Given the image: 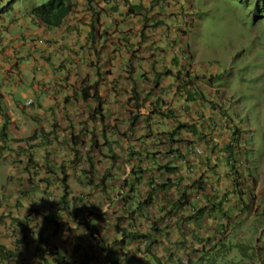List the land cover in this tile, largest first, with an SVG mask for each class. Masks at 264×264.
<instances>
[{"label":"clouds","instance_id":"1","mask_svg":"<svg viewBox=\"0 0 264 264\" xmlns=\"http://www.w3.org/2000/svg\"><path fill=\"white\" fill-rule=\"evenodd\" d=\"M6 2H10V0H6L4 6H6ZM171 2L175 9H183L186 13L183 20L178 24L173 22L175 20L170 19V23L173 24L172 32L176 27L182 29L178 34L174 33V36L179 40V46L169 51H158V47L170 44V41L175 38L173 35L167 38L166 35L157 32L159 41L154 47L147 44L149 45L148 48L139 53V57H148L150 64L154 63L156 66L159 75L169 67L182 70L183 73L180 72L181 76L191 70L195 75L201 77V82L195 88L200 89L197 91L198 93L204 92L209 101L220 98L221 86L215 88L211 83H206V80L203 81L205 77L198 72L200 65L198 66L195 63L196 56H194L188 44L196 22V19L193 21V17H195V0H173ZM190 2L191 4H189ZM77 3L81 5L83 1L80 3L77 0ZM39 6L38 0L23 1L21 6H13L9 12H7L8 9L3 10L0 6V149L9 154L7 157L16 165L19 172L17 177L18 186L11 193L10 200L4 206L5 209L0 217V224L2 225L0 227V245L12 235L14 237L24 235L27 240L24 244L26 246L24 253L34 251V241H28L30 236L33 238L36 232L42 234L45 231H50L54 225L58 224V227H63V230L59 229L57 233L64 231V235L67 234V237H64L65 239L60 242L45 243L42 246L46 247L47 264H55L54 260L56 259L61 262L60 256L65 257L63 264H109L108 259L100 251L103 243H98L96 239L100 232H104L102 237L106 238H111L110 234L112 233L117 236V215H125V211H127L124 200L115 198L118 203L114 205L111 201L106 202L100 198L93 199L94 203H98L97 207L91 208L89 204V209L85 210L86 214L83 220L86 224H89L88 230L79 229L77 223L73 222L61 208V200L54 197V194L63 193L64 180L69 191L75 195L83 190L81 187L84 178H82L83 172L78 165L79 162L74 165L75 169L69 163L64 166L65 151L61 147H56L54 151L50 145L46 148L40 146L43 145L41 143L43 140L40 133L41 128L35 125L36 121L38 125L43 122L40 124L43 126L42 129L52 131L48 118L59 112L60 104L63 102V94L68 89L67 85H71L74 81L70 78V83L66 82L65 84V77L61 75L62 71L60 72V69L66 68L70 72L69 68L72 64L70 73H77L75 67H77L79 60L76 51L79 50L83 53L87 46L85 40H81L80 31H77L76 35H70L66 33V26L63 29L52 31L40 26L37 23L38 19L33 15ZM172 6L169 8V13H177L171 11ZM78 8L80 10L81 7ZM77 17V20H79L83 15L78 14ZM69 20L73 22V16ZM137 22L138 18L130 20V23L136 25L134 31L136 33L141 28L140 23ZM69 24L74 27L73 23ZM26 30L43 32L46 36L32 43L30 40L37 39L31 36L27 40L28 31ZM119 34V32L112 34L108 41H113ZM50 36H55V39H50ZM71 38L72 40H70ZM161 39L164 43L161 42ZM76 45L78 48L75 47ZM107 45L108 50L106 52L112 57V66L105 67L107 68L106 71L112 69L115 76L118 74L126 76L128 69H124L127 61L118 59L117 56L128 58L130 55L126 52L111 54V42H108ZM27 46L34 50L27 53L19 52ZM178 55L180 56L179 66L173 65L171 63L172 59H176ZM69 60L72 63H69ZM92 60H95V58ZM73 61L76 63L73 64ZM31 65L35 66V70ZM78 68L82 71L84 63H80ZM35 73L39 74L41 78L38 79ZM175 75L171 72L170 76L161 81L162 97L166 102L164 110H168V107L171 106L172 109L180 111L177 115L181 119L191 123L196 122L201 112L205 113L206 119H209L211 111L206 109L208 105L188 101L186 89L179 87ZM154 76L157 77L158 75ZM107 82L112 83L113 81L109 77L104 83ZM127 88L130 89L131 85ZM208 89L210 90L208 91ZM27 90L29 93L26 92ZM212 93L214 94L212 95ZM155 95H159L158 90ZM20 96L26 99L24 105L16 99ZM224 97L225 99H235L233 110L238 115L235 119L237 123L233 122L231 124L227 130L228 133L218 131L219 134L223 133L227 139L224 143L226 148L224 149L225 146H218L215 154L210 155L209 153L207 159L209 165L206 163L195 165L194 162L188 165L190 179L187 176L185 179L187 182L184 183V187L186 186L193 191L191 194L188 193L190 205L185 208V213L196 215L204 209L207 224L197 227L194 223L185 222L182 228L183 232L196 238L191 237L193 242L188 243L183 250L172 244L167 253L162 256L161 251L157 248V253L161 256L160 259L162 258L166 264H264V162L258 161L255 156L256 146L259 149L263 143V139L257 134L260 121L256 116L249 115L239 99L226 95ZM40 104L43 105L42 108H40ZM36 105H38V108ZM188 105L191 106L192 110H188ZM196 106H198V109ZM34 107H36V110ZM150 108V102L147 100L145 107L141 109V114H150ZM204 109H206L205 112ZM239 110H241V113ZM238 113H240L241 119H239ZM63 118L62 112L58 113L57 120L60 122V127H62ZM253 119L257 121L256 127L251 125ZM26 121H30L32 126H25ZM216 128L218 127L213 130ZM218 130L221 129L218 128ZM35 134L40 138L35 139ZM49 139L52 140L53 137ZM126 143H129V140ZM135 143L134 139L131 143L132 148ZM231 147L233 150H231ZM47 153L48 156H46ZM202 153L203 148L200 147L190 152V156L195 159L201 156ZM132 166V164L126 166V175L122 181L125 182L130 178ZM143 166H146L145 163H143ZM166 177H169L168 173L164 174V178L161 176L159 178H149L154 182L149 189L159 188L168 179ZM26 183L29 185L27 190L24 188ZM43 185L47 188L45 191L41 188ZM48 189L52 190V193H49ZM149 189L147 188V190ZM124 191H126L123 192L126 197L131 195L130 192L133 193L132 188L129 186H126ZM26 193H33L39 203V208H47L48 213H29L21 204L23 195ZM137 193L138 191L134 194ZM16 199L19 200L18 203H15ZM222 202L226 203L223 207L224 211L220 213L216 210V207ZM130 207H128V210ZM143 213L152 216L150 208L149 211ZM96 215L105 217L103 224L98 223ZM108 215L110 217L106 227L105 222ZM211 218H214L215 223H212ZM62 220L64 221L62 222ZM126 222L122 223L123 227ZM220 224H224V226L220 228ZM92 226H95L99 233ZM245 227L247 231L243 233L242 230ZM74 228L82 233L79 236L80 238L74 235L75 230H72ZM222 228L224 229L221 230ZM216 232H218L217 235ZM205 239L209 241V254L194 251L196 249L200 250L201 241H205ZM39 240L40 238L37 240L38 244ZM194 242H196L195 247L192 245ZM14 245L16 249H19L23 244L14 243ZM104 246H108V244L105 243ZM127 248L137 249L135 245ZM232 251H236V254H233ZM124 253L126 251H123ZM137 254L139 257L141 256V254ZM158 254L156 255L158 256ZM5 255L8 257V254ZM27 258H31L34 261L33 264H44L42 259L39 258V249L35 250L34 253L29 252ZM15 259L21 258H9L7 264H11ZM0 264L4 263L0 262Z\"/></svg>","mask_w":264,"mask_h":264},{"label":"trees","instance_id":"2","mask_svg":"<svg viewBox=\"0 0 264 264\" xmlns=\"http://www.w3.org/2000/svg\"><path fill=\"white\" fill-rule=\"evenodd\" d=\"M5 1L0 0V6L9 12L13 6H21L23 1L28 0H10L4 6ZM79 1L83 3L79 5L77 0H38L40 6L33 14L38 19L37 23L50 31L63 29L64 26L66 33L70 35H76L77 31H80L81 40L84 39L87 46L83 53L76 51L79 60L75 67L77 73H70L72 64L70 72L66 68L60 69L61 75L65 77V84L70 83V78L74 80L71 85H67V92L63 94V102L60 104L58 113L62 112L64 115L63 124L62 127L59 126L58 113L49 117L52 131L41 129L43 145L40 146L46 148L50 145L54 151L56 147H61L65 151L64 166L69 163L75 169L74 165L79 162L78 165L84 174L81 187L83 190L75 195L69 191L64 180L61 203V208L73 222L77 223L79 229L88 230L89 224L83 220L89 204L91 208L97 207L98 203H94L93 199L111 201L114 205L118 203L115 198L124 200L127 211L125 215H117V236L112 233L111 238H106L102 237L104 232H100L96 239L98 243H103L100 251L107 256L109 264H166L162 258L160 259L157 248L162 256L172 244L183 250L188 243L193 242L191 238L193 236L182 230L185 222L194 223L197 227L207 224L204 209L196 215L185 213V208L190 205L188 193L193 192L190 188L184 187L187 176L190 179L188 165L193 162L195 165L202 163L209 165L207 162L209 153L213 155L217 152L218 146H225L227 139L218 131L228 133L227 130L237 119L238 115L233 110L235 99L218 97L219 99L209 101L204 92L198 93L200 89H195L201 82V77L191 70L181 76L182 70L169 67L170 69L167 68L159 75L156 66L154 63L150 64L148 57H139L138 54L148 48L147 44L154 47L159 41L157 32L168 38L182 30L176 26L173 32L171 30L173 24L170 23V19L178 24L186 14L183 9L177 13H169L173 0ZM263 13H260L261 19L264 18ZM78 14L83 15L79 20ZM71 16L73 22L69 20ZM136 18L141 27L138 33L134 32L136 25L130 23L131 19ZM69 23H73L74 27ZM117 32L120 33L118 37L108 41V38ZM174 38L170 44L162 45L157 50L163 52L178 47L179 40L175 36ZM108 42L112 44L111 54L126 52L130 55L128 58L117 56L118 59L127 61L124 69H128L126 76L122 74L115 76L112 69L106 71L105 67L112 66V57L106 52ZM82 62L84 69L80 71L78 67ZM69 63L72 61L69 60ZM74 63L76 62L73 61ZM171 63L179 66L177 59H172ZM171 72L176 74L179 87L186 89L188 101L208 105L205 108L211 111L209 119L201 112L196 122L191 123L181 119L177 115L180 111L172 109L171 106L164 110L166 102L162 97L161 81L170 76ZM109 77L113 82L104 83ZM205 80L203 78V81ZM129 85L130 89L127 88ZM211 85L213 86L212 83ZM157 90L158 96L155 95ZM147 100L150 102V114L143 115L141 109L145 107ZM188 106V110H192L191 106ZM36 107L38 108V105ZM42 107L40 104V108ZM196 107L198 109V106ZM239 112L241 113V110ZM215 127L221 130L218 128L213 130ZM37 137L39 136L35 134L34 138ZM52 137V140L49 139ZM134 139L136 143L132 148L131 143ZM127 140L129 143H126ZM200 147L203 148L202 155L193 159L190 152ZM143 163L146 166H143ZM130 164L134 166L132 175L124 182L122 179L126 175V166ZM165 173H168L169 177H166L168 179L163 185L149 189L154 184L149 178L160 176L164 178ZM126 186L132 188L133 192L127 197L123 193L126 192L124 191ZM136 191L138 193L134 194ZM225 203H220L216 210L222 213ZM129 206L131 207L128 210ZM149 208L152 216L143 213L149 211ZM109 217L108 215L105 222L106 227ZM96 218L99 224H103L105 217L96 215ZM210 220L215 223L214 218ZM124 221L127 222L123 227ZM223 226L224 224L219 225L220 228ZM76 228L72 230H75L74 235L79 237L82 233ZM92 228L99 233L95 226ZM111 239L113 245H110ZM208 242L207 239L201 241L200 250L194 251L209 254ZM105 243L108 246H104ZM132 245L137 249L127 248ZM192 245L195 247L196 242ZM111 246H117L120 251L115 260L111 259V254L115 253ZM122 250L126 253L123 254ZM151 252L154 254L153 258L150 256ZM137 253L141 256L139 257ZM8 257L14 256L9 252ZM59 259L62 261L56 259L54 263L65 262L64 256H60ZM42 261L47 264L48 259L42 257Z\"/></svg>","mask_w":264,"mask_h":264},{"label":"rangeland","instance_id":"3","mask_svg":"<svg viewBox=\"0 0 264 264\" xmlns=\"http://www.w3.org/2000/svg\"><path fill=\"white\" fill-rule=\"evenodd\" d=\"M79 2L81 3V1ZM179 10L174 6L171 8L173 12ZM262 12H264V0H195L193 21L196 19V22L188 44L196 56L195 63L200 65L198 72L205 77L206 83H212L213 86L221 85L220 98H225L226 95L239 99L249 115L259 119L260 128L256 129L257 134L263 139V143L259 149L256 146L255 156L258 161L264 162V18H260ZM31 36L37 39L30 40L33 43L42 39L46 34L28 31L27 40ZM75 47L78 48L77 45ZM176 59L179 61L180 56L178 55ZM26 92L29 93L28 90ZM16 99L23 105L26 101L22 96ZM26 122L25 126H32L30 121ZM41 123L38 125L36 121L35 125L42 129ZM251 125L256 127L257 121L251 120ZM47 129L49 128L47 127ZM8 155L6 151L0 149V217L5 209L4 206L10 200L11 193L18 186L19 172L16 165L7 157ZM24 188L27 190L29 185L26 183ZM41 188L43 191L47 189L45 185ZM48 190L49 193H52V190ZM54 197L60 199L62 203V194H54ZM18 202L19 200L16 199L15 203ZM21 204L29 213H48L47 208H39V203L33 193L24 194ZM15 226L17 227V225ZM58 226L56 224L50 231H45L42 234L36 232L33 238L30 236L28 241H34L35 246L33 247L34 251L29 252L34 253L39 249V258L42 259L47 253L46 247H42L45 243L64 240L67 234L64 235V231L57 233V230L63 228ZM0 227H2L1 224ZM242 231L246 233L247 228H243ZM39 238L42 241L39 240L38 244ZM26 241L24 235L18 237L12 235L7 238L0 245V262L7 264L9 258L3 254L9 252L14 257L26 260L29 254V252L24 253ZM109 242L110 245H113V239ZM14 243L23 245L16 249ZM111 248L115 252L111 254V259L115 260L120 251L117 246H111ZM232 253L236 254V251H232ZM150 256L153 258L154 254L151 252ZM105 257L107 258L106 255Z\"/></svg>","mask_w":264,"mask_h":264},{"label":"crops","instance_id":"4","mask_svg":"<svg viewBox=\"0 0 264 264\" xmlns=\"http://www.w3.org/2000/svg\"><path fill=\"white\" fill-rule=\"evenodd\" d=\"M50 39H55V36H50ZM32 51L34 49H30L29 46L25 47L23 50H19L20 53H27L29 51ZM37 52V51H35ZM31 67L33 68V70H35V66L31 65ZM34 72V71H33ZM37 75V78L40 79L41 76L37 73H35ZM33 260L31 258H27L26 260H22V259H15L14 261L11 262V264H33Z\"/></svg>","mask_w":264,"mask_h":264}]
</instances>
